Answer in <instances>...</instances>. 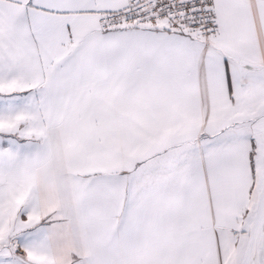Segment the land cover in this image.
Listing matches in <instances>:
<instances>
[{
	"label": "snow or ice",
	"instance_id": "snow-or-ice-1",
	"mask_svg": "<svg viewBox=\"0 0 264 264\" xmlns=\"http://www.w3.org/2000/svg\"><path fill=\"white\" fill-rule=\"evenodd\" d=\"M0 264H264V0H0Z\"/></svg>",
	"mask_w": 264,
	"mask_h": 264
}]
</instances>
